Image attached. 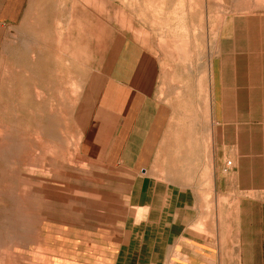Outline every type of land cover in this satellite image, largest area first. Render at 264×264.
<instances>
[{
  "label": "rangeland",
  "instance_id": "rangeland-1",
  "mask_svg": "<svg viewBox=\"0 0 264 264\" xmlns=\"http://www.w3.org/2000/svg\"><path fill=\"white\" fill-rule=\"evenodd\" d=\"M123 36L156 58L169 108L154 185L187 192L201 234L226 214L214 177L264 130V0H0V264H112L130 247L139 182L97 106Z\"/></svg>",
  "mask_w": 264,
  "mask_h": 264
},
{
  "label": "crops",
  "instance_id": "crops-1",
  "mask_svg": "<svg viewBox=\"0 0 264 264\" xmlns=\"http://www.w3.org/2000/svg\"><path fill=\"white\" fill-rule=\"evenodd\" d=\"M215 69L213 66L216 109L222 92ZM158 73L154 55L132 36H123L97 101L107 117L108 148L116 166L134 174L139 182L131 194V241L126 243L130 247L124 248V241L118 244L112 264H264V130L259 146L251 131L243 157L233 156L229 171H219L214 177L219 183L226 181V189L216 191L218 197L227 198L222 206L226 214L213 211L211 230L199 233L196 230L202 221L188 219L190 210L183 199L187 192L157 190L150 174L169 119V108L156 96ZM166 197L175 199H162ZM137 243L139 253L146 245V252L138 256L132 248Z\"/></svg>",
  "mask_w": 264,
  "mask_h": 264
},
{
  "label": "built area",
  "instance_id": "built-area-1",
  "mask_svg": "<svg viewBox=\"0 0 264 264\" xmlns=\"http://www.w3.org/2000/svg\"><path fill=\"white\" fill-rule=\"evenodd\" d=\"M228 164H230V163H228Z\"/></svg>",
  "mask_w": 264,
  "mask_h": 264
}]
</instances>
